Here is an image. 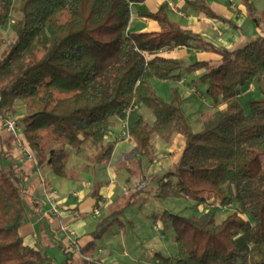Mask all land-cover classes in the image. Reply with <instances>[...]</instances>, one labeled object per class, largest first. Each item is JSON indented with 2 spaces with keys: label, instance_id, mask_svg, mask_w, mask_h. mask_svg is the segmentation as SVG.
I'll return each instance as SVG.
<instances>
[{
  "label": "trees",
  "instance_id": "1",
  "mask_svg": "<svg viewBox=\"0 0 264 264\" xmlns=\"http://www.w3.org/2000/svg\"><path fill=\"white\" fill-rule=\"evenodd\" d=\"M145 1L0 0V27L9 24L15 33L0 59V115L16 113L20 103L22 134L37 165L62 177L69 176L71 150L82 157L94 149L93 164L111 161L116 141L106 138L113 117L127 118L129 136L145 155L153 151L155 134L165 141L181 134L185 147L160 177L156 196L191 199L197 206L218 203L191 217L165 210L162 217L175 229L178 254L157 251L154 258L161 264H264V35L219 49L172 20L168 2L140 13L158 21L161 31H130L132 6ZM244 2L255 23H264L253 2ZM186 5L216 16L207 0H186ZM192 44L217 51L221 60L187 64L162 54ZM200 69H205L201 81L215 110L195 132L179 88H172L167 102L151 80L180 81L182 71ZM251 85L260 97L250 100L247 113L240 92ZM142 105L152 109L153 124L140 112ZM10 156L0 137V264H55L21 234L26 181L18 160ZM139 192L102 216L90 240L82 242L89 234L79 238L83 257L68 264H102L91 261L96 240L135 204ZM234 204L218 222L220 208Z\"/></svg>",
  "mask_w": 264,
  "mask_h": 264
},
{
  "label": "rangeland",
  "instance_id": "2",
  "mask_svg": "<svg viewBox=\"0 0 264 264\" xmlns=\"http://www.w3.org/2000/svg\"><path fill=\"white\" fill-rule=\"evenodd\" d=\"M207 1L209 2L212 10H214V12L217 13V15L220 17V20L219 25L214 28L213 33L210 35V39H207L205 37L204 38L213 45H215L217 48L234 49L236 47L245 45L249 40L256 39L259 36L264 35V23H261L260 26L255 23L252 16L249 15L248 8L244 0ZM250 1L253 2L257 14H259V16L263 15L264 0ZM171 3L173 4V8H176L175 4L173 2ZM171 3L169 2L170 7ZM146 5L147 4L142 6L143 9L151 10L150 7ZM218 5H223L224 8L227 7V9H230V11L224 13L221 11L224 9ZM168 12L170 18L180 24V22L172 16L174 14V11L169 8ZM12 13L13 12H11L10 14ZM226 14H237L238 16L234 15L233 17H226ZM176 15L179 16L178 14ZM138 21L139 18L134 13L133 22L130 24L129 28L131 31L141 32L138 31ZM8 25L7 27H0V59L6 53L9 44L15 39V33L12 27ZM197 45L200 46L199 44ZM197 58V52H194L192 50H189L187 55H185V60L187 61H194ZM197 71H182L181 80L185 79V83L181 81H161L157 80L156 78H154V81L152 82L153 85H155L157 88L156 92L158 96H160L163 100L167 102H170L172 100V88H179L184 98L182 108L187 115L192 130H194L195 132L203 130L204 119L215 110V108L213 107V100L207 94V85L206 83L201 81V73ZM259 97L260 92L258 88L254 85L247 86L241 90L240 101L245 107L247 113L251 112V107L249 104L250 100ZM140 111L149 123H154L155 116L150 107L142 105ZM23 113L24 109L19 103L17 107V112L13 113L12 115H7V117H12L13 119L18 121L19 127L17 133L19 136H21L19 137V139L26 141L22 136L23 123L21 121V118L23 116ZM0 137L3 139L4 142L8 138H12V140H10L12 142V145L15 144L17 145V147H19L18 138H16L12 132L1 128ZM174 137L175 136H173L170 141H165L159 135L155 134L151 141L153 147L151 155L142 154L141 151L138 150L136 143L128 144L126 142H123L122 145H120L116 150V156L112 162L104 161L93 164L91 158L96 151L91 148L87 149L82 157L76 156L74 150H71L72 154L70 155L67 163L69 175L74 176L76 173H80L81 182L77 180L75 181L68 176H57L53 172H49L48 174H46V182H51L54 189H57L59 197L65 196L68 193L73 196H79L81 193L78 198L79 201V199L83 200L85 196H89L94 194V192H97L98 190L96 188L99 187L102 191V195H105L109 192L112 193L108 205L114 203L116 199L117 201L111 207L104 206L105 209L103 210V213L105 215L110 211L123 207L124 204L128 201V197L133 192H136L137 190L140 191L138 195L139 198L136 200L135 204L130 205L128 208H126V215H123L124 213L121 215V217H123V219L126 221V224L123 226H117L118 224H120V217L119 220L116 221L110 227V229L103 235V237L96 240L98 245L100 244L99 246L105 247L107 249L111 248V246H114L118 250L117 254L119 256L115 255V253L114 255H112V261L117 260V264H127L126 262H128V264H131L132 259L121 255L123 248H126V246L132 252V255H135V257L140 258L141 262H145L147 264H161V262L159 263L154 258L155 253L160 250L155 248L154 252H152L154 253L153 256H151L150 254V257H145V254H142L141 247L144 246L143 248L146 249V247H149L151 245H138L141 243L140 239L145 241L144 236L148 238L151 236V231L153 235H157L159 237V232L157 231L160 229L156 225L160 223L159 221L164 223L165 237L161 239L153 237L149 239V241H152L151 243L154 246H161V241L163 240L162 245H164V250L162 252L168 256H176L178 254V247L174 240L175 229L172 227L169 221H165L163 219L162 216L164 211L167 210L182 216L191 217L200 214L201 212L210 208L213 203H218L213 202L197 206L196 203L191 199L174 197L163 199L156 196L160 177H162L164 172L169 170V168L174 167L180 158L179 148L176 151L173 150L171 153H169L168 147L170 146ZM13 140L15 141V143L13 142ZM18 149H20V147ZM131 150L135 152H133L132 155H129L127 152ZM7 153L10 155V151H7ZM10 157L13 158L12 155ZM8 163L9 160L5 161L6 165ZM88 164H93L94 166H92V168L89 167L87 169H84L86 165L89 166ZM109 168H111L112 171H115L116 175L114 178L112 177V173ZM134 171L135 173H133ZM37 175L39 176V179H41L40 175ZM114 179L115 183L113 184L112 188L109 189L108 184L111 183ZM140 182H144L142 186H140ZM40 184H42V182ZM38 194L40 195V198L42 200H44L45 195V202L47 203L45 209L51 210V205L49 204V201L46 197L43 185H41V187L38 189ZM27 201L28 200H25L26 203ZM134 205L135 207H133ZM234 207L235 204L227 207H221L218 214V222H222L225 218H227L233 212ZM29 212L32 215V211L29 210ZM133 214L135 215L133 218L135 221V228H132L134 227L133 225L131 227V223L128 220L130 216H133ZM27 219V222L30 224L33 221H36L34 218H30L29 216L27 217ZM153 224L156 225L155 229H152ZM40 227L41 225H37L36 229L41 230ZM118 227H122L120 231L123 230L124 232H127L125 233L126 235L131 234L130 237H133V239L131 238L128 241L124 240L122 236H119V234L117 235V237L114 236V234L120 232L118 230ZM133 229H135L134 235H132ZM53 230L54 232L57 231L56 227L53 226ZM91 238L92 234H89L86 237L84 236L82 242L85 243ZM57 240H52L53 246L49 245L48 247H46L45 250L53 258L56 257V264H68L69 257L65 254L64 250L61 249ZM77 257H83V254L76 255L74 258ZM92 259L94 258L92 257ZM71 261H74V259H71ZM91 261L101 262L99 259L96 258ZM110 264L115 263L110 262Z\"/></svg>",
  "mask_w": 264,
  "mask_h": 264
},
{
  "label": "crops",
  "instance_id": "3",
  "mask_svg": "<svg viewBox=\"0 0 264 264\" xmlns=\"http://www.w3.org/2000/svg\"><path fill=\"white\" fill-rule=\"evenodd\" d=\"M162 2H168V3L173 2L175 4L176 8H173L172 6H171L172 7L171 8L169 5V8L174 11V14L172 15L173 18L177 19L183 27L190 28V29H193L197 32H200L202 34V36L207 38V39H210V35L213 33L214 28L219 25L220 17L217 15V13L214 12L216 15L215 17H208V16H205L204 14L192 11L187 7L186 0H146L143 3H137V4L132 6L131 23L133 22V15L135 13L139 18V21H138L139 30L138 31H141V32H144V31H161V26H160L158 21H156L154 19L146 18V17H141L140 13L144 12V11H153V12L157 11ZM145 4H147L146 6L150 7L151 10L143 9L142 6H144ZM218 6H220L221 8L224 9V10H221L224 13L230 11V9H227V7L224 8L223 5H218ZM175 13L178 14L179 16H182V17L177 16ZM234 15H237V14H234ZM234 15L233 14H226V17H228V16L233 17ZM129 28H130V26H129ZM219 34H220V32H219ZM226 49H229V48H226ZM189 50L197 52V54H198V58L194 61L206 60V61H209L211 64H217L221 60V56L217 51L205 50V49H203L200 46L195 45V44H192L190 46L175 47L171 50H165V51H162V54L166 55V56H170V57L180 58L188 64V63L194 62V61L185 60V55H187ZM204 71H205V69H200L197 72H200L202 74ZM153 79L151 80V82L154 81ZM157 80H159V79H157ZM161 81H166V80H161ZM180 81L184 82L185 79L180 80ZM152 85H153V83H152ZM153 87L157 91L156 86L153 85ZM140 109H141V107L139 108V110ZM1 128L3 129L2 124H1V120H0V129ZM124 133H125V118L113 117L112 118V124H111V131L109 132V135L106 138V142L116 141V146H115V149H114V152L112 155L111 162L114 160V158L116 156L115 155L116 150L118 149V147L120 145H122L123 142H126L128 144H133V143L135 144V142L131 138L125 137ZM174 136L175 137L173 138L170 146L168 147L169 153H171L173 150L176 151L179 148L180 149V152H179L180 155L179 156H181V153L185 147V138L179 133H176ZM10 140H12V138H8L7 140H5V142L3 141L5 144V147H6V151H10V155H12L14 159L18 160L19 165L23 171L25 181H26L25 182V200H28L27 201L28 206H27V212L25 215V223H24L23 227L21 228V234L23 235L25 242L27 244H30L32 246H35V247L42 249L44 252L47 253L48 257L56 264V257L53 258L45 249L49 245L53 246L52 240L58 239L57 240L58 244L61 247V249L63 250V236H62L63 234L59 231L60 218L57 216L51 215L50 210L45 209V207L47 205V203L45 202L46 198L44 195V200H42L40 198V195L38 194V189L41 187L42 184H40L41 179H39V176L37 175V174L40 175V172H42L45 176L46 181H47L46 174H48L49 172H52V171L50 169H48L47 167H41V166L39 167V166L35 165V163L33 161H30L27 159L21 160L20 149H18L19 147H17V145H15V144H14L15 146L12 145V142ZM13 142L15 143L14 140H13ZM133 152H135V151L131 150V151H128L127 153L129 155H132ZM92 166H94V165L93 164H90L89 166L86 165L84 169H87L89 167L92 168ZM109 170L111 171L112 177L114 178L116 175L115 171H112L111 168H109ZM133 173H135V171ZM68 177H70L71 179H73L75 181L77 180V181L81 182L80 173L79 174L76 173L74 176L69 175ZM114 181H115V179L111 183L108 184L109 189L112 188L113 184L115 183ZM140 183H141L140 186H142L144 182H140ZM27 184H28V186H27ZM48 188H54L52 186L51 182H49V181H48ZM96 189L98 190L97 192H94V194H92V195L85 196L83 200L79 199V201H78V198L81 195V193L79 196H73V195L68 193L65 196L59 197V201L63 204V206L66 209V217L63 220L72 225V227L76 230L79 237H83L84 235L91 234L95 230L96 222L102 216L105 215L103 213V210L105 209L104 206L111 207L117 201V199H116V201H114V203H112L111 205H108L109 199H110L112 193L109 192L105 195H102V191L100 190V187L96 188ZM113 196H115V195H113ZM97 207L100 209V214L95 216L94 215V209ZM133 207H135V205ZM29 210L32 211V215L29 212ZM106 210H107V208H106ZM76 212L79 213V216L74 215ZM126 214H127V211L124 212L123 215H126ZM28 216L30 218H34L36 221L35 222L33 221L31 224L28 223L27 222ZM134 216L135 215L133 214V216H130L128 219L131 223V227H132V225L134 226L132 228H135V221L133 219ZM159 222L160 223L156 224L160 229L157 231V232H159V237L157 235H153L152 231H151V236L149 238L144 236L145 241L140 239L141 243L138 245H143V244H150L151 245L149 247H146V249L143 248L144 246L141 247L142 254L143 255L145 254V257H150V254H151V256H153L154 253H152V252H154L155 248L160 250V252H162L164 250V245H162L163 240L161 241V246H159V245L154 246L151 243L152 241L151 242L149 241V239H151L153 237H157L159 239L165 237L164 223L161 221H159ZM125 224H126V221L123 219V217H121L120 218V224H118L117 226H123ZM37 225H41V227H40L41 230L36 229ZM156 225L153 224V228L152 227L151 228L155 229ZM53 226L56 227L57 231L54 232ZM121 228L122 227H118V230L120 231ZM134 232H135V229H133L132 235H134ZM125 233H127V232H124L122 230V231L118 232L117 234H114V236L117 237V235L119 234V236H122L124 240L129 241V239H131V238L133 239V237H130L131 234L126 235ZM99 245L93 251L92 257L94 259L95 258L99 259L102 264H110V262L117 264L118 263L117 260L112 261V255H114V253H115V255L119 256L117 254L118 250L114 246H111V248L107 249V248L99 246ZM121 255L124 257H128L129 259H132L131 264H135V263L136 264H147L145 262H141L140 258L135 257V255H132V252L129 250V248L127 246H126V248H123ZM126 263L128 264V262H126Z\"/></svg>",
  "mask_w": 264,
  "mask_h": 264
},
{
  "label": "built area",
  "instance_id": "4",
  "mask_svg": "<svg viewBox=\"0 0 264 264\" xmlns=\"http://www.w3.org/2000/svg\"><path fill=\"white\" fill-rule=\"evenodd\" d=\"M173 4L171 3V6ZM173 7V6H172ZM134 108H137L135 105ZM3 127L12 132L16 138H18V143L20 147L21 160H30L37 164L34 153L32 152L28 143L22 139H19L18 131V122L12 117H1ZM125 136L130 137L128 133V123L127 118H125ZM40 178L42 185L45 189L46 197L51 205L50 213L51 215L57 216L60 218L59 231L63 234V250L65 254L69 257V260L73 259L76 255H82L81 246L79 244V236L76 230L72 227L71 224L67 223L63 219L66 217V209L63 204L58 200L59 195L57 189L48 188V183L46 182L45 176L40 172ZM100 210L98 208L94 209V215H98ZM74 215L79 216V213L76 212Z\"/></svg>",
  "mask_w": 264,
  "mask_h": 264
},
{
  "label": "bare ground",
  "instance_id": "5",
  "mask_svg": "<svg viewBox=\"0 0 264 264\" xmlns=\"http://www.w3.org/2000/svg\"><path fill=\"white\" fill-rule=\"evenodd\" d=\"M0 117H2L1 115H0ZM1 120V119H0ZM18 122V121H17ZM1 124H2V121H1ZM19 125V124H18ZM2 127H3V124H2ZM4 128V127H3ZM5 129V128H4ZM22 136H23V134H22ZM19 144V143H18ZM35 165H37V164H35ZM38 166V165H37ZM100 214V213H99ZM98 214V215H99ZM95 216H97V215H95Z\"/></svg>",
  "mask_w": 264,
  "mask_h": 264
}]
</instances>
